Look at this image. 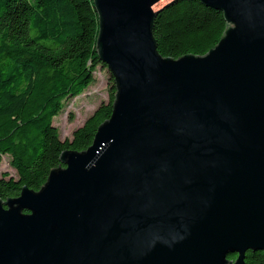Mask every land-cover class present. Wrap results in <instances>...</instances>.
Returning <instances> with one entry per match:
<instances>
[{
    "label": "water",
    "instance_id": "obj_1",
    "mask_svg": "<svg viewBox=\"0 0 264 264\" xmlns=\"http://www.w3.org/2000/svg\"><path fill=\"white\" fill-rule=\"evenodd\" d=\"M176 1L93 0L111 114L39 190L0 198V264H245L264 252V0H198L227 28L204 55L174 59L153 25Z\"/></svg>",
    "mask_w": 264,
    "mask_h": 264
},
{
    "label": "trees",
    "instance_id": "obj_2",
    "mask_svg": "<svg viewBox=\"0 0 264 264\" xmlns=\"http://www.w3.org/2000/svg\"><path fill=\"white\" fill-rule=\"evenodd\" d=\"M222 12L198 0H178L154 19L153 36L163 57L202 56L223 36ZM98 17L93 0H0V162L9 157L16 176H0V198L37 191L63 150L83 151L112 110L116 91L108 71V100L101 102L71 138L52 124L67 99L95 80ZM229 259H235L230 254ZM245 264H264V252L248 250Z\"/></svg>",
    "mask_w": 264,
    "mask_h": 264
},
{
    "label": "rangeland",
    "instance_id": "obj_3",
    "mask_svg": "<svg viewBox=\"0 0 264 264\" xmlns=\"http://www.w3.org/2000/svg\"><path fill=\"white\" fill-rule=\"evenodd\" d=\"M93 74L94 82L82 94L65 100L62 111L53 117L52 124L58 129L59 137L62 140L71 138L72 132L85 121L94 109L101 102L108 100L107 68L98 66ZM4 173H7L8 177L16 176L7 156H2L0 162V176Z\"/></svg>",
    "mask_w": 264,
    "mask_h": 264
}]
</instances>
